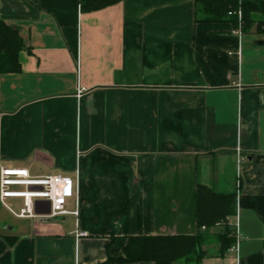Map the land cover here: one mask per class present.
<instances>
[{"label":"crops","instance_id":"1","mask_svg":"<svg viewBox=\"0 0 264 264\" xmlns=\"http://www.w3.org/2000/svg\"><path fill=\"white\" fill-rule=\"evenodd\" d=\"M81 4L0 0L25 43L0 75V170L80 194L56 218L0 203V264H130L119 241L198 233L199 185L236 193L240 234L202 264H264V34L202 22L196 0Z\"/></svg>","mask_w":264,"mask_h":264},{"label":"trees","instance_id":"2","mask_svg":"<svg viewBox=\"0 0 264 264\" xmlns=\"http://www.w3.org/2000/svg\"><path fill=\"white\" fill-rule=\"evenodd\" d=\"M117 1L82 0L81 10L97 11ZM196 5L197 19L202 22H228L236 28L241 25L244 32L255 28L256 33L264 34V0H196ZM239 11L242 13L241 21ZM24 49L25 43L19 31L0 20V75L21 71L19 55ZM236 207V193H218L199 185L196 196V235L134 237L119 241L118 245L123 247L125 262L130 264H202L206 245L218 241L224 253L236 243L235 229H231L234 225L228 223L236 215ZM213 229H219L220 232L211 235Z\"/></svg>","mask_w":264,"mask_h":264},{"label":"built area","instance_id":"3","mask_svg":"<svg viewBox=\"0 0 264 264\" xmlns=\"http://www.w3.org/2000/svg\"><path fill=\"white\" fill-rule=\"evenodd\" d=\"M239 21H241L242 13H238ZM81 89L79 94H81ZM243 161V160H242ZM240 160V163H242ZM23 189V190H21ZM240 190L238 187L237 193ZM79 182L74 183L71 178L65 177H45L34 178L26 169L2 168L0 170V203L10 211L14 216L19 218H37L35 213L36 201H47L51 204L50 218H56L62 215L72 214L66 209L68 199H79ZM10 199H22L24 201L23 209L19 214L7 204ZM73 214L78 215V211ZM236 221L234 228L236 232V243L231 248L238 254L239 252V211H236ZM202 230H205L203 228ZM79 234L78 236H85Z\"/></svg>","mask_w":264,"mask_h":264},{"label":"water","instance_id":"4","mask_svg":"<svg viewBox=\"0 0 264 264\" xmlns=\"http://www.w3.org/2000/svg\"><path fill=\"white\" fill-rule=\"evenodd\" d=\"M35 213L37 215H50L51 204L47 201H36L35 203Z\"/></svg>","mask_w":264,"mask_h":264},{"label":"rangeland","instance_id":"5","mask_svg":"<svg viewBox=\"0 0 264 264\" xmlns=\"http://www.w3.org/2000/svg\"><path fill=\"white\" fill-rule=\"evenodd\" d=\"M259 18L261 17V15H259L258 16ZM21 190H23V189H21ZM7 204L10 206V207H12L13 208V210L15 211V212H17V213H19L20 212V209L23 207V201L22 200H12V199H10V200H8L7 201ZM234 220L233 219H229L228 220V223L229 224H233L232 222H233ZM232 228H234L233 226L231 227V229ZM233 233V232H232ZM234 234V233H233ZM233 234H232V236H233ZM119 244V243H118ZM178 264H188L187 262H182V263H178Z\"/></svg>","mask_w":264,"mask_h":264}]
</instances>
